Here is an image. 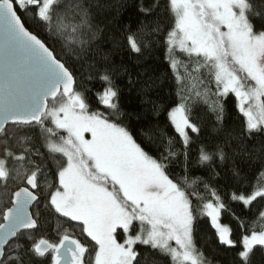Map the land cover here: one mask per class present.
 Listing matches in <instances>:
<instances>
[{
	"label": "snow or ice",
	"instance_id": "snow-or-ice-1",
	"mask_svg": "<svg viewBox=\"0 0 264 264\" xmlns=\"http://www.w3.org/2000/svg\"><path fill=\"white\" fill-rule=\"evenodd\" d=\"M159 7L154 0L151 6L141 3L138 11L150 15ZM165 10L173 20L165 43L181 96L166 111L184 145L187 172L189 130L200 132L191 118L190 97L183 95L195 88L185 85L193 72L201 73L203 92L197 89V98L208 103L213 84L217 98L233 93L246 118L243 132L248 137L264 134V0H167ZM28 19L78 59L93 60L89 67L96 63L92 45L100 31L88 0H0V186L10 192L0 208V264H42L45 257L50 264H141L137 245L169 257L171 264H208L195 242L202 218L208 219L220 245L234 249L239 244V264H251L255 249L264 250V227L248 230L224 195L250 207L258 198L264 200V181L250 192L223 194L200 178L175 181L168 167L179 155L173 138L157 126L161 148L153 156L120 122V88L114 79L120 69L108 54L96 72L103 88L93 94L104 110H94L91 89L79 90L74 68L30 30ZM127 43L132 52H142L135 36L129 35ZM177 50L189 62L195 58L191 70L189 62L176 58ZM211 107L222 123L224 106L217 100ZM231 139L226 136L225 143ZM37 140L44 152L35 146ZM46 154L56 165L55 181L48 179ZM217 158L221 164L227 159L221 144L202 148L195 164L212 168ZM213 173L219 176L214 168ZM233 176L239 172L234 170ZM200 184L209 199L197 190ZM41 206L65 223L75 222L80 235L94 242V255L68 227L58 226L55 241L44 236L37 241L33 232L43 227ZM225 212L245 229L239 242L222 222ZM259 216L264 220V211ZM25 235L27 241L21 242Z\"/></svg>",
	"mask_w": 264,
	"mask_h": 264
},
{
	"label": "trees",
	"instance_id": "trees-1",
	"mask_svg": "<svg viewBox=\"0 0 264 264\" xmlns=\"http://www.w3.org/2000/svg\"><path fill=\"white\" fill-rule=\"evenodd\" d=\"M67 2V0H65ZM154 0H88L91 5V11L95 18L94 22L98 25L100 31L96 33V38L92 45V54L95 57V66L89 67L94 63L93 60L78 59L63 48L61 43L54 37L47 34L46 30L37 22L31 19L26 21L30 30L39 33L42 39H45L50 47L56 49L58 55L64 58L69 67L74 68L77 80L80 84V91L91 89L89 95L92 97L91 104L95 110L97 107L103 111V106L98 105L94 93L102 90L103 85L96 78V72L101 70L100 65L104 63L102 57L108 54L109 60L120 69L114 79L120 88V122L126 126L137 141L141 143L153 156H159L161 148V139L156 136L155 130L166 131L168 136L173 138L175 144L174 151L179 155L168 162L170 176L177 182L183 184L185 176L189 181L194 178H200L202 181H210L215 187L222 190L223 193H230L236 189L251 191L260 182L264 181V134H257L254 137H248L244 132L245 117L240 112L238 100L232 94L217 98L212 95L215 87L212 85V91L209 93L211 99L205 103L203 99L195 95L190 97L188 106L191 109V118L200 128V132L192 133L190 131L191 141L187 152L189 163L187 172L185 171L184 145L175 130L170 126L167 111L180 103V86L176 80V73L171 67L169 52L165 43L166 33L170 30L173 23L171 14L165 9L167 0H158L160 7L154 10L150 15H145L138 11L139 5L151 6ZM159 27V32L153 29ZM259 27V23H257ZM135 36L137 42L142 47L141 53L131 51L127 37ZM176 58L189 62L188 57L177 51ZM195 63V58L189 62V70ZM203 71V70H202ZM93 79L89 80V75ZM184 68L182 75H184ZM198 82L201 73L193 72ZM187 77V76H186ZM205 80V84H207ZM200 84V83H199ZM201 86V85H200ZM203 86H201V92ZM187 96V91L183 93ZM224 106L223 121L218 123L217 113L212 110V102L217 101ZM154 107L157 110H154ZM151 134V139L149 135ZM232 136L228 143H225L226 136ZM166 139V137H165ZM217 144L224 146L227 159L223 164L217 162L209 168L207 166H197L195 164L199 151L202 148H212ZM36 147L42 152L45 149L42 142L36 141ZM46 159L50 174L48 179L55 181L56 165L50 158ZM58 159H63L58 157ZM10 167H17L12 161H9ZM219 173L215 176L213 173ZM239 172V177L233 176V171ZM14 184V181H10ZM192 192L193 188H186ZM197 190L209 199L208 192L204 191L203 185L197 186ZM3 187L0 189V205H4L8 196L3 198ZM10 194V193H9ZM195 201V197H193ZM225 202L229 205L235 217H239V222L248 226V230H260L264 227V220L259 216L260 211H264V200L257 199L253 204L244 206L241 203L233 202L227 195H224ZM35 211V209L33 210ZM42 229L33 232V236L38 239L44 236L49 239H58L56 230L58 226L68 227L74 230V234L85 242L89 243L90 255H94L92 248L94 242L90 238L80 235L79 228L75 222L68 224L64 218H60L54 211L40 207ZM222 222L229 224L232 228V235L239 242L245 229L239 227V222L233 215L225 212L222 214ZM61 227V230H62ZM21 242L27 241V236L20 238ZM195 242L197 247L203 251L208 264H239L237 248L228 249L220 245L214 234L210 222L207 218H202L195 232ZM137 250L141 253V264H171L170 258L164 256L148 246L137 245ZM42 264H50V258L42 260ZM251 264H264V250L257 247L252 254Z\"/></svg>",
	"mask_w": 264,
	"mask_h": 264
},
{
	"label": "rangeland",
	"instance_id": "rangeland-1",
	"mask_svg": "<svg viewBox=\"0 0 264 264\" xmlns=\"http://www.w3.org/2000/svg\"><path fill=\"white\" fill-rule=\"evenodd\" d=\"M178 51V50H177ZM182 70H183V67H181L180 69H179V71H180V73L182 74ZM185 85L188 87V88H192L193 87V85H195V88H193V91H192V93H188L187 92V96H189V97H192V96H194L195 95V91L197 90V89H199V90H201V86H200V84H199V82H198V79H197V77H195V75H192V77H186V79H185ZM213 86H214V84H213ZM215 87V86H214ZM202 89H203V87H202ZM203 92V91H202ZM229 94H232V95H234L233 93H229ZM235 96V95H234ZM190 99V98H189ZM237 99V98H236ZM189 101V100H188ZM244 116V115H243ZM86 135V137L87 138H90V134H85ZM189 135H190V130H189ZM191 137V136H190ZM122 242V241H121ZM173 243V245H174V242H172Z\"/></svg>",
	"mask_w": 264,
	"mask_h": 264
},
{
	"label": "flooded vegetation",
	"instance_id": "flooded-vegetation-1",
	"mask_svg": "<svg viewBox=\"0 0 264 264\" xmlns=\"http://www.w3.org/2000/svg\"><path fill=\"white\" fill-rule=\"evenodd\" d=\"M14 164V163H13ZM10 166V165H9ZM2 188V186H0V189ZM10 192H3V198H5L6 199V197L8 196V200L10 199V194H9ZM6 202H7V200H6ZM5 206V204L4 205H0V208H3ZM34 210V209H33ZM51 240H53V241H55V240H57V239H51ZM82 240V239H81ZM82 242H84L85 244H87V246L89 247V243L88 242H85V241H83L82 240ZM46 258H49V257H45L44 259H46Z\"/></svg>",
	"mask_w": 264,
	"mask_h": 264
}]
</instances>
